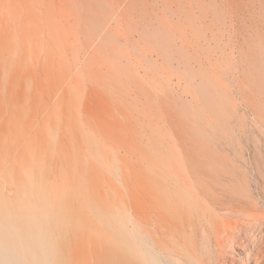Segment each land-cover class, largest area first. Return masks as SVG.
<instances>
[{
    "label": "rangeland",
    "instance_id": "rangeland-1",
    "mask_svg": "<svg viewBox=\"0 0 264 264\" xmlns=\"http://www.w3.org/2000/svg\"><path fill=\"white\" fill-rule=\"evenodd\" d=\"M19 197L58 212L66 264L117 230L155 264H264V0H0Z\"/></svg>",
    "mask_w": 264,
    "mask_h": 264
},
{
    "label": "bare ground",
    "instance_id": "bare-ground-1",
    "mask_svg": "<svg viewBox=\"0 0 264 264\" xmlns=\"http://www.w3.org/2000/svg\"><path fill=\"white\" fill-rule=\"evenodd\" d=\"M59 221L58 212L42 203L40 197L32 204L23 197L13 203L1 201L0 264H66L63 242L56 235ZM120 233V230L110 231L114 243L103 245L104 257L98 264H155L150 247L141 249V245L132 242V234ZM160 261L174 264L168 256H162Z\"/></svg>",
    "mask_w": 264,
    "mask_h": 264
}]
</instances>
